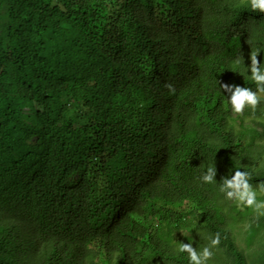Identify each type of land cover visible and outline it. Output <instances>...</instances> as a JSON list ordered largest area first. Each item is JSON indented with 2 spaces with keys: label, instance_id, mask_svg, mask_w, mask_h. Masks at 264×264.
<instances>
[{
  "label": "trees",
  "instance_id": "obj_1",
  "mask_svg": "<svg viewBox=\"0 0 264 264\" xmlns=\"http://www.w3.org/2000/svg\"><path fill=\"white\" fill-rule=\"evenodd\" d=\"M251 50L248 0H0V264H189L216 233L207 264H264V215L217 184L264 181V99L219 88L255 90Z\"/></svg>",
  "mask_w": 264,
  "mask_h": 264
},
{
  "label": "clouds",
  "instance_id": "obj_2",
  "mask_svg": "<svg viewBox=\"0 0 264 264\" xmlns=\"http://www.w3.org/2000/svg\"><path fill=\"white\" fill-rule=\"evenodd\" d=\"M250 8L254 12L264 13V0H248ZM259 51H250L248 59L250 64L247 68L243 64V57L239 54L236 58V64H243L247 71H250V78L255 83V90L251 87H241L239 85L220 83L219 88L226 93L224 99L231 111L236 115H243L246 108L253 112L257 109L262 99H264V67L258 61ZM218 83V82H217ZM165 87L172 93L175 89L172 84H165ZM216 169L214 166L208 167L200 176L204 183H217L215 180ZM219 185V192L227 200L235 201L241 208L252 209L257 215H264V200H258L257 196L264 195V181L255 186L250 182V173L248 171L235 170L234 174L222 177ZM208 244L201 250H197L191 243H178V251L186 253L189 264H207L213 257V249L217 248L220 243V234L209 236Z\"/></svg>",
  "mask_w": 264,
  "mask_h": 264
},
{
  "label": "rangeland",
  "instance_id": "obj_3",
  "mask_svg": "<svg viewBox=\"0 0 264 264\" xmlns=\"http://www.w3.org/2000/svg\"><path fill=\"white\" fill-rule=\"evenodd\" d=\"M255 186V185H254ZM258 196H259V194H258ZM235 202V201H234ZM236 203V202H235ZM240 240V242H241V244H243V242H242V240L241 239H239ZM260 248V246L259 245H257L256 246V249H259Z\"/></svg>",
  "mask_w": 264,
  "mask_h": 264
}]
</instances>
